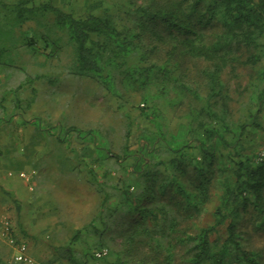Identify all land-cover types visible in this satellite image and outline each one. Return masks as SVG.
<instances>
[{
    "label": "trees",
    "instance_id": "trees-1",
    "mask_svg": "<svg viewBox=\"0 0 264 264\" xmlns=\"http://www.w3.org/2000/svg\"><path fill=\"white\" fill-rule=\"evenodd\" d=\"M55 2L4 1L0 11L11 31H68L74 75L142 102L136 117L119 115L121 154L113 131L73 130L88 138L81 157L100 209L53 261L95 264L108 233L116 248L99 264H264L251 243L264 238V0H85L79 14ZM238 68L252 74L232 90L224 76ZM101 149L118 176L96 167Z\"/></svg>",
    "mask_w": 264,
    "mask_h": 264
},
{
    "label": "rangeland",
    "instance_id": "rangeland-1",
    "mask_svg": "<svg viewBox=\"0 0 264 264\" xmlns=\"http://www.w3.org/2000/svg\"><path fill=\"white\" fill-rule=\"evenodd\" d=\"M4 1L16 0H0V5L6 4ZM88 2L111 7L119 0ZM55 4L68 13L87 9L85 0H56ZM6 17L7 13L0 11V48H7L0 57V217H9L27 242L33 264H59L53 261L54 249L67 247L74 233L100 209L99 195L87 182L90 161L81 157L89 141L78 138L75 131L81 136L89 131L100 135L103 128L107 134L113 131L115 135H108L115 148L112 153L121 154L122 137L117 133L121 135L124 122L119 115L136 117L142 96L132 98L125 93V98H117L100 82L74 75L68 31L49 27H37L34 33L11 31ZM28 38L35 40L30 48L23 46ZM251 74L238 68L236 74L227 72L224 79L233 90L238 84L245 87ZM126 98L131 105L126 104ZM166 110L164 116L174 126L177 120ZM105 141L98 146L104 148ZM103 151L97 153L96 167L101 169L100 165L107 163L118 176L119 168ZM19 171L32 172L30 184L15 177ZM4 192L13 193L15 202ZM105 236V249H115L108 239L111 234ZM91 239L89 236L86 241L92 243ZM251 243L264 258V238H253ZM83 248L84 243L79 242L72 249L78 255ZM10 256L0 239L1 262L12 264ZM89 264L94 263L91 260Z\"/></svg>",
    "mask_w": 264,
    "mask_h": 264
},
{
    "label": "built area",
    "instance_id": "built-area-1",
    "mask_svg": "<svg viewBox=\"0 0 264 264\" xmlns=\"http://www.w3.org/2000/svg\"><path fill=\"white\" fill-rule=\"evenodd\" d=\"M9 176L13 174L9 173ZM18 179L30 184L32 172L21 171L15 175ZM32 188L30 187V190ZM0 239L3 240L11 250L12 262L17 264H33L32 258L29 256V248L15 233V228L10 218L7 216L0 217ZM108 254L107 249H100L94 253L95 264L105 258Z\"/></svg>",
    "mask_w": 264,
    "mask_h": 264
},
{
    "label": "crops",
    "instance_id": "crops-1",
    "mask_svg": "<svg viewBox=\"0 0 264 264\" xmlns=\"http://www.w3.org/2000/svg\"><path fill=\"white\" fill-rule=\"evenodd\" d=\"M19 172H20V171H19ZM19 172H18V173H19ZM2 241H3V240H2ZM3 242H4V241H3ZM4 244L6 245V243H5V242H4ZM6 247H7V249H8V250H10V249L8 248V246H7V245H6ZM30 253H31V252L29 251V254H30ZM30 257H31V254H30ZM31 258H32V257H31Z\"/></svg>",
    "mask_w": 264,
    "mask_h": 264
}]
</instances>
